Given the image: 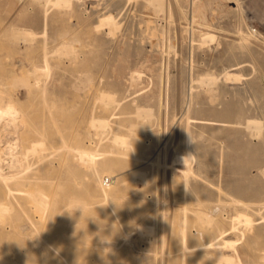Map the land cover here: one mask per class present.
<instances>
[{"label":"rangeland","instance_id":"obj_1","mask_svg":"<svg viewBox=\"0 0 264 264\" xmlns=\"http://www.w3.org/2000/svg\"><path fill=\"white\" fill-rule=\"evenodd\" d=\"M147 1L151 3L74 0L70 9L49 8L45 25L42 1L0 0V65L20 59L38 63L45 47L41 36L44 26L50 50L59 46V33H68L66 40L74 34L82 47L76 58L67 50L59 57L57 52L50 53L55 66L48 76L22 73L16 63L14 72L6 74L0 66V81L5 84L0 88L29 113L31 125L45 132L50 139L48 147H61L64 141L94 152L119 151L109 157L114 164L100 168L102 177L115 174L109 202H105L98 182L89 186L93 169L84 160L64 149L67 147L55 150V156L50 153L51 158L42 162L48 178L42 185L48 194L47 213L42 216L37 202L26 203L33 225L19 208L12 215L1 214L0 264H210V259L198 261L195 252L181 257L179 225L183 201L188 197L193 200L188 204V245L200 244L210 233L198 229L200 221V225H208L203 219L195 220L193 210L214 214L225 229L230 228L237 212H246L255 226L236 242L237 249L247 264L264 263V231L259 230L264 226V201H249L234 190L235 178H251L256 188L264 189V0H160V7ZM107 10L119 20L114 33L95 29L98 14ZM148 22L151 33L145 31ZM29 32L34 33V39L27 36ZM209 32L214 38L201 43V36ZM21 37L29 41L23 42ZM21 75L25 81L40 80L44 95L26 85L21 90ZM14 76L20 79L15 87L9 85L15 83ZM198 77L208 81L203 79L204 84H200ZM101 94L113 98L108 101ZM136 108L139 117L134 116ZM93 118L108 120L110 127L104 131L98 125L90 127ZM249 119L261 122L260 132L248 125ZM110 128L130 139L127 149L122 151L111 141ZM186 129L191 132L188 148L191 146L194 155L189 195L183 189L182 162L164 168L141 164L139 159L152 156L165 139L166 161L170 162L187 148ZM36 135L40 137L34 132L31 137ZM138 142L149 146L145 153L137 150ZM245 143L262 149L254 164L242 157ZM51 148L42 154L54 150ZM36 155H29L26 162L36 163ZM128 168L142 169L146 177L131 179ZM10 215L20 226L15 232L9 226ZM143 223L156 226L155 231L149 235L138 231ZM21 225L27 227L23 230ZM123 230L131 233L129 244L123 241ZM39 231L45 234V246L40 243ZM224 237L233 240L237 236L228 230ZM217 240L223 241L220 237ZM219 246L223 254L233 255V247ZM105 254L117 257L110 263Z\"/></svg>","mask_w":264,"mask_h":264},{"label":"bare ground","instance_id":"obj_2","mask_svg":"<svg viewBox=\"0 0 264 264\" xmlns=\"http://www.w3.org/2000/svg\"><path fill=\"white\" fill-rule=\"evenodd\" d=\"M37 1H39V2L42 1L43 6L45 7V8L43 7L45 9L43 12V15L45 17L44 18V21H45L44 24L45 25H46L47 19H48V11H49L48 9L49 8L53 7V8H58V9L59 8L70 9L74 5V0H37ZM150 1H151V3L150 2L148 3V1H147V3L150 4L151 6L154 4V3L152 4V2H156V3H159L158 7H160L159 6L160 0H150ZM104 2H105V0H104ZM106 2H107V0H106ZM193 3H194V1H193ZM101 4H100V6H101ZM95 5L96 4H94V6ZM143 6H145V5L143 4ZM98 7H99V2H98ZM95 9H93V10H95ZM149 22L147 24V30H145V31H147L148 33H151L153 30L151 27V23H149ZM155 22H156V20H155ZM143 24H144V22H143ZM152 24H153V21H152ZM119 26H120L119 20L116 18V15L114 13L108 11V12H101L98 14L97 22L95 24V29H97V30L106 29L109 31V33H114L117 31ZM155 29H156V26H155ZM185 30H186V28H185ZM12 31H14V30H12ZM47 31H48L47 26H44V29L42 31L41 36L43 37V44L45 45V47L42 48L43 51L41 53L42 56H41L40 61L38 63H33V60H32L31 61L32 63H28V62H24L22 59H20V60H16V62H14V63L1 64L0 66H2L4 69H6V74L14 72L13 66L16 63L18 65V68L22 70V73L30 71L31 74H36V73L40 72V73H42V74L44 73L45 75L48 76L51 73V71L53 70V67L55 66V64H53V62H52V58H51L52 55L50 53H52V52L56 53L57 52L58 55L56 54V57L57 56L59 57V54L62 55L61 52L63 50L64 51L67 50L66 52L68 54L72 55L73 57L76 58L79 56V53L82 51V49H81L82 47H81L80 41L76 38V36L74 34H72L70 36V38H68V40H66V36L68 35V33H59V35H58L59 46L50 50L49 48H47V45H48ZM155 31L153 32V34H155ZM16 33H18V32L15 31V34H14L15 36L17 35ZM21 33H20V36H21ZM109 33H107V34H109ZM157 33H158V31H157ZM28 34H29L30 40L34 39V36H35L34 33L29 32V33H27V36H28ZM241 34L243 36H245L243 34V32H241ZM14 35H13V37H15ZM214 35L215 34H213L211 32L202 35L201 36V41H202L201 43H205L208 40L209 41L212 40L214 38ZM19 38L17 37V39H19ZM21 38L23 39V42L25 40L29 41L28 37H21ZM13 40H14V38H13ZM15 41H16V38H15ZM78 41H79V45L77 44ZM242 41H243V43H245V42L247 43V41L243 40V38H242ZM20 42H21V40H20ZM21 45H23V44H21ZM63 55H65V54H63ZM57 60H58V58H57ZM5 61H7V60H5ZM26 66H29V67L27 68ZM25 67L27 69H25ZM27 73H29V72H27ZM27 73H26V76L24 78L27 77ZM16 75H19V74L16 73ZM22 75L20 77H21V79H22L21 81H23L24 85L22 83H20L19 88H21V90L26 85L30 90L33 89L34 92H38V91L42 92V95H44L43 93L45 92V89H44V87H42L39 84L40 80H35L33 82H31L29 80L25 81V79L22 78L23 77ZM45 75H44V77H45ZM41 77H43V76L41 75ZM14 78H15L14 79L15 83H13V81H12V83L9 84L10 86L12 85L13 87H15L16 82L20 81V79H18V81H17V77L14 76ZM198 78L200 79L201 77H198ZM203 79L208 81L207 77L206 78L204 77V78H202V80L200 79L201 80V82L199 81L200 84L201 83L204 84ZM211 79L214 80V78L212 76H211ZM211 79L209 78V80H211ZM3 84L4 83L0 81V85H3ZM18 84L16 86H18ZM21 84L23 86H21ZM43 84H44V82H43ZM15 89H17V88H15ZM47 90H49V89H47ZM54 90H56V89H54ZM16 92H18V91H16ZM100 96H105L107 98V95H105V94H103V95L101 94ZM111 96L113 98V95H111ZM111 96H108V98H107L108 101H109V99H111L110 98ZM42 100H43V98H42ZM99 100H100V98H99ZM112 102H114V101L110 100V103H112ZM136 110H137V112L134 116L137 115V117H139L140 116V114L138 113L139 111L137 108H136ZM143 111L145 112L146 110L143 109ZM143 111H142V114H144ZM149 111H150V109H149ZM42 112H43V110H42ZM86 113H87V111H86ZM48 114H49V118H51V120H52L51 114L50 113H48ZM138 114H139V116H138ZM147 115H148V113H147ZM149 115H150V113H149ZM28 116H29V113L26 110H24V108L21 109L20 106H18L15 99L13 98V95L9 92H6V90H4V88H0V216H1V214L3 215V213L11 214L12 212H15L14 209L19 208L21 215H24L25 218H27L28 221L31 222V224L33 225L34 221H32V218L29 217L30 211L28 212V210L26 209L28 207H25L26 203H28V202H37V204L40 206L39 208L41 210L42 216H44L43 213L45 212V209L47 210V208L49 207V200H48V194H46L45 191L43 190L44 188H42L44 181L46 179H48L46 177V175H44L46 167L42 164V162L46 158H51V157H48V155L50 153H51V155L53 154V156H55L54 154L56 152H58L60 150V148H64V147H67L64 149H67V150L69 149L70 152H73L72 154L75 153V157L77 159L81 160L82 162L84 160V162L90 167V169H93L92 170L93 175L91 177L92 179L89 182V186L94 187L95 181L98 182V185L100 187V191L104 195V199L106 200L105 202H107V201L109 202L108 199L112 198V197H110L111 191H113L114 186L116 184V179H113L115 177V174L112 175L110 173H107L108 175H106L105 177H102L101 176L102 172H101L100 168L109 167L112 164H114L113 159H110L109 157L113 156L115 154H119V151L113 150V148H111L109 151L94 152V150L91 151V150L87 149L86 147L71 146L70 144H66V142L63 141V144L61 147L51 146L52 148H54V150H51L46 155L42 154V153H44L45 149L47 151V149L51 148V147L47 146V143L50 139L47 140V138H46L47 135L45 134V132L41 133L37 127H34L33 125H31L29 123ZM55 121H56V119H55ZM90 121H89L91 123L90 127H92V126L95 127L96 125H98L99 128L101 127V129L103 130L107 126H109V121L104 119V118H97V119L93 118ZM22 125L24 126L23 128H22ZM248 125H250V126L253 125L252 128L256 129L257 132L261 131L262 126H261V122H259V121L249 119ZM26 126H29V127H26ZM246 126H247V122H246ZM43 128H44V126H43ZM110 129H111L110 132H112V140L111 141L116 146L118 145L117 147L121 148L122 151L124 150V148L127 149L126 147H128L130 139L128 140L127 137L125 138L123 135L113 132L114 130H112V128H110ZM139 129H141V128H139ZM41 131H42V129H41ZM33 132L40 135V137H38L37 135H36L37 138L31 137ZM185 132L186 133L184 134V137H186L185 139H187V141L184 140V142L186 143L184 146L185 147L187 146V148L185 149L184 153L172 156L173 158H172V160L170 158V162L166 161V152L167 151L165 149V145H166L165 139H163L162 142L160 141V144L156 148V152L154 154H152V156L147 157L146 159H144V158H139V159L141 161L140 162L141 164L147 163V165H150L152 167L163 166L164 168H166L169 165V163H172V165H174L176 162H179V163L182 162V164L184 165V168L181 170V172H182L181 176H182L183 181H184L183 189H184V192H186V194L189 195L190 192H189V189L187 188V184L189 182V178L191 177L190 174H193V167H192L191 163L194 161V155H192L193 150L190 148L191 146L188 148L189 142H190L189 141V134L191 132H189V129H186ZM6 134H8L9 136L11 135L12 137L11 138L9 136L7 137ZM102 135H104V134H102ZM135 137H136V133H135ZM135 137H132V139H134ZM261 146H262V144H261ZM148 148H149V146L144 145L140 142H138V144H137V150L141 151L142 153H145ZM189 149L192 152H190ZM54 151H55V153H54ZM261 151H262V149L260 147L257 149H252L250 144L245 143V145L243 147L242 157L243 158L248 157L250 162L254 164L257 162L256 161L258 159L257 155H259V156L262 155ZM121 153L122 152H120V154ZM33 154L34 155L40 154L38 156L36 155L38 157L37 158L38 161L36 163L29 164L28 162H26V159L28 158L29 155H33ZM74 166H76V165L73 164L72 167L74 168ZM67 168H68V170H71V164H68ZM128 170H129V172L131 171V173H130L131 179L133 177L137 176L140 178L142 177L141 179L143 180V177H146V172L142 169L133 170L131 168H128ZM170 170H173V169L171 168ZM243 170H245V169H243ZM66 172H67V170H66ZM129 177H130V175H129ZM106 179H107V182H106ZM234 181L236 184L234 186V190L237 191L238 193H240L241 195H246L247 196L246 199H248L249 201H251V200H256L258 202L264 201V189L256 188L254 186V180L253 179H251V178H248V179L235 178ZM201 194L205 195L206 192H202ZM184 199L185 200L183 202L185 204L183 207V211H184L183 212V218L181 220V224L179 225V226H181L180 231H182L181 232V237H182V243H181L182 255H181V257L183 259H185L187 257V255L189 254V252H195V256H197L199 258L198 261H202V260L208 261L210 259V261H211L210 264L211 263L212 264H247L246 261L241 258V256H240L241 253H239V251L237 249L236 242L238 240H240L242 237L244 238L245 235L247 234L246 233L247 231L251 232V230L254 229V226H255L254 222H253L254 219L246 212H237V214H235V216L232 217L233 219L231 220L232 222H231L230 228L225 229L221 225L222 220L220 218L216 217L214 214L212 216L208 215V214L203 215L201 213H204V212H200L199 209L193 210L192 212H194V214H195L194 219H195V217H196L195 220L200 221V219L201 220L203 219V220H205L204 222H206V224L208 225L207 227L204 226V224L202 226V225H200V224H202V221H200L198 229L201 231H205V232L210 231V233H209V236L207 237V239L205 241L201 242L200 244L188 245L187 244V235H186V233L188 232L187 231V229H188V215H187V213L189 210L188 204H189V202H191L193 200L191 198L189 199V197H188V199L187 198H184ZM233 201L239 202L244 206L250 205L247 201L246 202L241 201L240 199H238V200L233 199ZM76 202H78V201H76ZM197 202L199 203L200 201L197 200ZM76 205H78V204H75V207H76ZM262 205H264V202H262ZM80 207L82 209L83 206H80ZM81 209H80V212H81ZM195 209H197V207ZM46 213L47 212H45V214ZM82 213H83V211H82ZM191 214L194 215L193 213H191ZM11 215H10V217H11ZM24 216H22V217H24ZM11 219L12 220L10 221L9 226H10L11 231L15 232V230L16 229L18 230V227H20V226H17L18 222L13 220L12 217H11ZM42 219H43V217H42ZM194 219H193V221H194ZM262 219H264V218H262ZM239 223H242L243 227L239 228L238 227L239 225L237 226V224H239ZM21 226L23 227L22 228L23 230L27 227V226L25 227L23 225H21ZM155 228H156V226H154V225H148V224L146 225L143 223L142 225L140 224L137 229H138V231L139 230L140 231H146L149 235V233L152 234L155 231ZM37 229H38V227L35 228V230H37ZM228 230H230L231 232H234L237 237L233 240H230L229 238H225L224 235H225V233H227ZM259 230L264 231V226H262ZM146 232H144V233H146ZM39 233H41V232L39 231ZM122 233H123L122 234L123 241L127 242L131 233L129 234V232H127L125 230H123ZM42 234L43 233H41V235H39L40 236L39 240H41V242L40 241L39 242L42 244V241H43V244L45 246V244H47V240L44 238L45 234H43V235ZM218 237L223 239V241L219 242L217 240ZM219 244H222L223 247H225L227 245H229V247H231V248L233 247L232 249H234L235 254L233 253L232 256L223 254V252H221L219 249V247H220ZM131 249H132V246H131ZM11 252L13 253V251H11ZM105 257H106V260L111 263L117 257V255H115L113 257H108L105 254ZM262 258H264V257H262ZM182 262L183 261L181 260V263ZM262 262H264V261H262ZM262 264H264V263H262Z\"/></svg>","mask_w":264,"mask_h":264},{"label":"built area","instance_id":"obj_3","mask_svg":"<svg viewBox=\"0 0 264 264\" xmlns=\"http://www.w3.org/2000/svg\"><path fill=\"white\" fill-rule=\"evenodd\" d=\"M106 182H107V179H106Z\"/></svg>","mask_w":264,"mask_h":264}]
</instances>
